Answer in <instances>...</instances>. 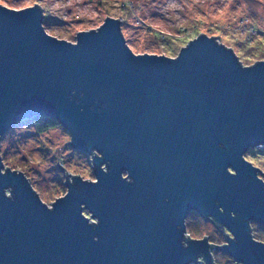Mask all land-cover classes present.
Masks as SVG:
<instances>
[{
  "label": "water",
  "instance_id": "1",
  "mask_svg": "<svg viewBox=\"0 0 264 264\" xmlns=\"http://www.w3.org/2000/svg\"><path fill=\"white\" fill-rule=\"evenodd\" d=\"M120 24L69 42L45 31L39 6L0 5V140L52 119L94 176L66 171L49 206L0 156V264H213V249L264 264L250 226L264 227V180L243 157L264 150V60L243 66L201 32L175 57L136 54ZM191 211L226 242L186 237Z\"/></svg>",
  "mask_w": 264,
  "mask_h": 264
},
{
  "label": "rangeland",
  "instance_id": "2",
  "mask_svg": "<svg viewBox=\"0 0 264 264\" xmlns=\"http://www.w3.org/2000/svg\"><path fill=\"white\" fill-rule=\"evenodd\" d=\"M0 5L16 10L39 6L45 31L69 42H75L76 33L96 29L112 17L120 19L125 43L136 54L175 57L201 32L230 47L243 66L264 60V0H0ZM69 140L68 131L59 124L39 133L31 119L17 122L1 136L2 170L7 166L21 171L50 206L66 191V171L94 180L91 155L73 148ZM243 157L264 172L263 149L250 147ZM250 226L252 237L264 242V227L255 222ZM185 229L189 238L205 235L212 244L226 242L221 230L194 211L185 218ZM212 254L215 264L234 262L221 251Z\"/></svg>",
  "mask_w": 264,
  "mask_h": 264
},
{
  "label": "trees",
  "instance_id": "3",
  "mask_svg": "<svg viewBox=\"0 0 264 264\" xmlns=\"http://www.w3.org/2000/svg\"><path fill=\"white\" fill-rule=\"evenodd\" d=\"M31 120H32V123H33V126H34L35 130L37 132H39V133L40 132H44V131L48 130L49 128H52L55 125H58V123H56L54 120L48 119V118H45V117H33V118H31ZM0 155H1V152H0ZM66 176H68L67 173H65V175H64V181H65V177ZM63 184H64V182H63ZM64 186H65V184H64ZM223 230H221V231H223ZM211 246L214 247V244H211Z\"/></svg>",
  "mask_w": 264,
  "mask_h": 264
},
{
  "label": "flooded vegetation",
  "instance_id": "4",
  "mask_svg": "<svg viewBox=\"0 0 264 264\" xmlns=\"http://www.w3.org/2000/svg\"><path fill=\"white\" fill-rule=\"evenodd\" d=\"M91 155V154H90ZM264 176V175H263ZM206 221H209V222H211L212 223V221H210V220H206ZM213 224V223H212ZM214 225V224H213ZM215 226V225H214ZM216 227V226H215ZM217 228V227H216ZM251 233H252V227H251ZM211 243V242H210ZM212 244V243H211ZM215 246V245H214ZM213 250H215V249H213ZM212 250V251H213ZM212 257H213V254H212ZM200 262L203 264V261L202 260H200ZM213 264H214V260H213Z\"/></svg>",
  "mask_w": 264,
  "mask_h": 264
},
{
  "label": "built area",
  "instance_id": "5",
  "mask_svg": "<svg viewBox=\"0 0 264 264\" xmlns=\"http://www.w3.org/2000/svg\"><path fill=\"white\" fill-rule=\"evenodd\" d=\"M259 148H261V147H259ZM261 149H262V148H261ZM185 236H186V237L188 236L186 232H185Z\"/></svg>",
  "mask_w": 264,
  "mask_h": 264
},
{
  "label": "clouds",
  "instance_id": "6",
  "mask_svg": "<svg viewBox=\"0 0 264 264\" xmlns=\"http://www.w3.org/2000/svg\"><path fill=\"white\" fill-rule=\"evenodd\" d=\"M186 232V231H185Z\"/></svg>",
  "mask_w": 264,
  "mask_h": 264
}]
</instances>
